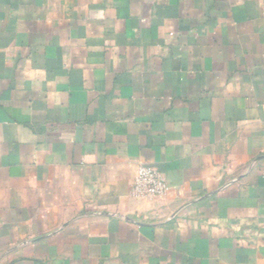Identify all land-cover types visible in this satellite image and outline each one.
Listing matches in <instances>:
<instances>
[{
	"label": "crops",
	"instance_id": "obj_1",
	"mask_svg": "<svg viewBox=\"0 0 264 264\" xmlns=\"http://www.w3.org/2000/svg\"><path fill=\"white\" fill-rule=\"evenodd\" d=\"M0 264H264V0H0Z\"/></svg>",
	"mask_w": 264,
	"mask_h": 264
},
{
	"label": "built area",
	"instance_id": "obj_2",
	"mask_svg": "<svg viewBox=\"0 0 264 264\" xmlns=\"http://www.w3.org/2000/svg\"><path fill=\"white\" fill-rule=\"evenodd\" d=\"M168 191L169 187L164 176L156 168L143 164L137 167L132 186L134 196L139 198L162 197Z\"/></svg>",
	"mask_w": 264,
	"mask_h": 264
}]
</instances>
